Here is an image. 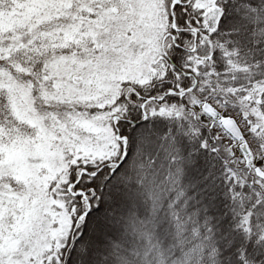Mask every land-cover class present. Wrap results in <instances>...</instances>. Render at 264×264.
<instances>
[{
  "label": "snow or ice",
  "instance_id": "1",
  "mask_svg": "<svg viewBox=\"0 0 264 264\" xmlns=\"http://www.w3.org/2000/svg\"><path fill=\"white\" fill-rule=\"evenodd\" d=\"M0 264H264V0H0Z\"/></svg>",
  "mask_w": 264,
  "mask_h": 264
}]
</instances>
